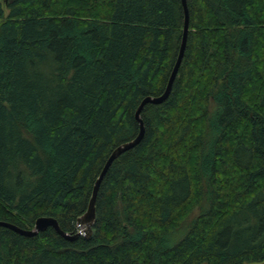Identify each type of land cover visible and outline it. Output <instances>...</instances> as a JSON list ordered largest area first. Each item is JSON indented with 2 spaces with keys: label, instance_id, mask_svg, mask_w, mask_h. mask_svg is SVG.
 I'll list each match as a JSON object with an SVG mask.
<instances>
[{
  "label": "trees",
  "instance_id": "16d2710c",
  "mask_svg": "<svg viewBox=\"0 0 264 264\" xmlns=\"http://www.w3.org/2000/svg\"><path fill=\"white\" fill-rule=\"evenodd\" d=\"M89 237L0 227V264H264V0H187ZM182 0H0V221L78 232Z\"/></svg>",
  "mask_w": 264,
  "mask_h": 264
},
{
  "label": "water",
  "instance_id": "95a60500",
  "mask_svg": "<svg viewBox=\"0 0 264 264\" xmlns=\"http://www.w3.org/2000/svg\"><path fill=\"white\" fill-rule=\"evenodd\" d=\"M182 5L184 8V28H183V34H182V40L179 48V53L177 60L174 64V67L172 69V72L169 76L166 89L164 93L160 96H148L146 97L138 106L135 112V119L139 124V132L136 138H134L131 141H128L126 143H123L119 146H117L108 157L107 161L105 162L97 180L94 183L92 195L88 204L87 211L83 216H81L78 219V225L79 228L78 232L73 233H67L64 230H62L58 220L54 217L50 216H41L35 221V225L33 229H23L15 224L0 221V227L7 228L16 234H19L24 237L32 238L37 236L39 233L46 231L49 227L53 228L56 233L68 241H75L81 236L89 237L92 234V226L94 225L96 221V204H97V198L98 194L101 188V184L107 175L108 171L110 170L111 166L114 164L116 160H118L123 154L126 152L132 150L136 146H138L144 136H145V124L144 120L142 118V112L143 109L147 104H154L159 105L162 104L164 101L168 99L170 96L174 82L178 76L184 54L187 47V41H188V34H189V26H190V15H189V9H188V3L187 0H182Z\"/></svg>",
  "mask_w": 264,
  "mask_h": 264
}]
</instances>
